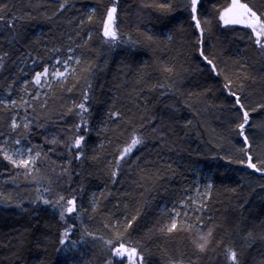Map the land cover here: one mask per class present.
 Here are the masks:
<instances>
[{
	"label": "trees",
	"instance_id": "trees-1",
	"mask_svg": "<svg viewBox=\"0 0 264 264\" xmlns=\"http://www.w3.org/2000/svg\"><path fill=\"white\" fill-rule=\"evenodd\" d=\"M234 2L264 18V0H197L201 35L191 0H0V97L16 101L0 102V264H116L117 236L143 252L144 264H232L229 249L239 264H264V171L247 166L250 155L264 168V50L244 23L220 19ZM111 7L118 39L106 42ZM69 49L79 63L44 88L43 99H30L36 72L68 59ZM229 91L250 113L247 152ZM13 114L27 127L12 131ZM134 132L144 142L114 179ZM12 133L40 151L30 172L2 154ZM77 136L85 137L79 149ZM200 166L211 188L185 217L179 204L194 192ZM61 195V207L43 203ZM73 198L77 219L62 245L60 213ZM174 213L184 228L168 233ZM197 229L212 231L203 252L193 243Z\"/></svg>",
	"mask_w": 264,
	"mask_h": 264
},
{
	"label": "snow or ice",
	"instance_id": "snow-or-ice-1",
	"mask_svg": "<svg viewBox=\"0 0 264 264\" xmlns=\"http://www.w3.org/2000/svg\"><path fill=\"white\" fill-rule=\"evenodd\" d=\"M61 8L64 7V4L60 5ZM196 9H197V0H191V13H192V19L196 21V28L201 29V35H203V29L201 28V23L197 19L196 16ZM234 9H241L237 14H234ZM115 13H116V8L111 7L107 11V16L104 21V28H103V36L106 38V42H115L118 39L117 32L114 30V22H115ZM15 17L12 20H9L8 26L12 27L13 22H14ZM221 20L224 21L225 24H238V23H244L246 24L247 27L251 28L252 32L255 34L256 40L255 43L258 48L264 50V18L261 16L257 15L255 11H253L251 8H249L246 4H238L234 2L233 7L229 8L226 10L224 14L221 15L220 17ZM0 20H3V17L0 16ZM203 41L201 40V44ZM72 50L69 49V52ZM6 56V54H5ZM200 56L203 57V59L207 62L208 65L212 67L213 71H216V65L213 63V60L209 59L207 56H205L203 49H201ZM4 56H0V64H2ZM72 60V57L69 56L68 59L66 60H57L55 61L56 65L63 64L64 65V71H59L58 69L56 71H50L49 66H45L42 71H37L35 76L33 77V81L37 85L42 84V80L48 79L50 76L54 79H62L66 76V74L69 71V65L70 61ZM77 63H79V59L77 58ZM167 70V69H166ZM219 75V72H217ZM27 83V82H26ZM225 88L230 89V84H225ZM229 95L235 98V106H238L239 110L242 111L243 114V120L241 123L237 125V128L239 129V135L243 137L244 139V144L247 146L244 151L247 152L250 148L248 137L245 135V128L246 126L249 125L250 121V113L249 111L245 110L244 104L241 102L240 96L236 94V92L229 91ZM85 101L88 99L87 91L85 92ZM260 107H264V105H261ZM78 108L81 110V115L83 113H86L88 109L85 106V103H80L78 105ZM252 111H256V109H252ZM113 117H118V113H112L111 114ZM86 123V121H85ZM11 127L13 129L18 127V124L16 122V118L13 117ZM27 127V125H25ZM81 125H77V128H80ZM155 131V129H154ZM85 137L84 136H77L74 140V144L72 147H75L77 149L80 148L82 142L84 141ZM144 142V138L141 135L136 134L135 132L133 133L130 143L124 147L121 151L119 156L116 159V165H117V170H114L111 172V176L115 179V177L118 174L119 167L121 163L125 160V158L132 153L133 149L137 146L140 145ZM19 143V141H17ZM31 149H29V155L27 159H20L17 161L16 159L13 158L11 155L5 154L4 158L11 161V163L16 166V167H24L26 169H29V172L31 171V165L35 163V157L30 155ZM36 156H39V153L36 154ZM80 154L78 153L76 156V159H80ZM247 166L249 168L255 169L258 172L264 171V168H257V165L255 163H252V157L249 155L248 156V162ZM209 188H211V185H209ZM45 191H48V189H45ZM64 198L61 196L58 200L55 202H51L48 199H44L43 203L44 204H52L53 207H60L62 205ZM35 203V201H33ZM67 207L61 211L60 215L61 218H64L65 212L66 213H74L76 211V206H75V199H69L67 200ZM187 213H185V217H187ZM135 217H133V220ZM199 224L203 223V218L201 217L198 220ZM185 221L180 219V214L179 213H174L173 218L171 219L170 223H168L165 228L168 233H172L178 230H181L184 228ZM128 226H131V221L128 222ZM195 225H187L185 230L191 231ZM163 230V229H162ZM212 231L211 229L207 232L204 233L202 230L197 229V239L193 241L195 244L196 248L199 249V251L203 252L207 248L210 237H211ZM63 237H66L68 235V232L65 231L63 234ZM88 235H92L91 233H88ZM95 238V237H94ZM249 239L251 238V234H249ZM60 243L63 245L65 243V240L62 238L60 240ZM108 245H113L114 241L113 240H108L106 241ZM115 243L118 244V247H113L112 253L113 256L115 257H120L124 258L125 256L127 257L129 264H144V257L141 255L139 250L135 247H129L125 243L120 242V237L117 236L115 238ZM228 259L232 262V264H239L238 258H237V253L235 250H228Z\"/></svg>",
	"mask_w": 264,
	"mask_h": 264
},
{
	"label": "rangeland",
	"instance_id": "rangeland-1",
	"mask_svg": "<svg viewBox=\"0 0 264 264\" xmlns=\"http://www.w3.org/2000/svg\"><path fill=\"white\" fill-rule=\"evenodd\" d=\"M231 7H233V6H230L227 9H229ZM240 11H242V10L241 9H234V14L238 15V13ZM224 12H226V11H224ZM69 54L72 57V60L70 61L69 67H72L73 63H77L76 61H77V58L79 59V57L76 54H74L73 51L69 52ZM51 66H52L53 69L51 68ZM49 67H50V71H56L57 68H58L59 71H64V65L62 63L57 65V66L52 64ZM54 80H56V79H54V78H52L50 76L48 79L42 80V84L41 85H37V84L34 83L31 86V87H33V89L31 90V87H29V89L26 91L25 94H27V93L29 94V92L30 93L32 92V96L30 97V99H32V100H41V99H43L44 94H45L44 93V90H45L44 88H46L49 83L54 82ZM21 81H22V86H24L27 89V87H26V85H27L26 79L21 80ZM21 97H24V95L23 96L21 95ZM0 102L3 103L4 105L6 104V105H10V106H12L13 104L16 103L15 98L9 99V98H5V97L4 98L0 97ZM13 117L16 118V122L18 124V127L15 128V129H13L11 127L12 131L13 130L15 131L16 129H20L21 127H25L26 124H25V121H24L23 117H20L17 114H13L12 115V118H11V121H10V126H11ZM22 140H24V139L19 137L18 134H13L12 133V134L6 135L3 138V142H2V145H1V151H2L3 156H5V154L11 155V156H13L14 159L19 161L20 159H27L28 155H29V149H31L30 155L36 158L35 159V163H36V161L38 159V156H36V154L37 153L40 154V151L35 149L34 147L30 146L28 143H24V141L22 142ZM17 141H19V143H17ZM26 144H27V146H26ZM7 161L11 163V161H9V160H7ZM35 163L33 165H31V171L34 169ZM14 167H16V166H14ZM16 168H24V167H16ZM27 170L29 171V169H27ZM201 170H202L201 166L199 168H197V170H196L197 179H196L194 192L192 194H190V196H186L184 198V200L179 204V205H181L183 207L184 216H185V213H187L190 216L192 209L196 210V211H199V207H200V205L202 203V200L204 199V197L207 196L208 191L210 189L209 185H210L211 175H209V173L206 170H203V172L200 175V171ZM67 200H69V199H67ZM67 206L68 205H67V201H66L65 202V207H67ZM65 214H66V216H65L64 224L66 223L67 225L66 224L64 225V227L66 226L64 228V232L67 231L68 234H69L71 232V229H72V227H71V218H72V224H73V222L75 221L74 218H76V215H73V213L69 214V213H66V212H65ZM69 215H72V216H69ZM66 217H67V219H66ZM68 218H70V220ZM67 220H68V222H66ZM66 238H67V236L63 237L64 240H66ZM127 246L131 247L130 245H127ZM115 247H118V244L115 245ZM111 254L113 255L112 251H111ZM111 260H113V262L117 261V264H124L125 262H126L125 264H129V262H127L128 259H127L126 256L124 258H120V257L117 258L115 256H112ZM119 260H121L122 263Z\"/></svg>",
	"mask_w": 264,
	"mask_h": 264
},
{
	"label": "bare ground",
	"instance_id": "bare-ground-1",
	"mask_svg": "<svg viewBox=\"0 0 264 264\" xmlns=\"http://www.w3.org/2000/svg\"><path fill=\"white\" fill-rule=\"evenodd\" d=\"M221 27H222V26H221ZM225 27H226V26H225ZM252 38H253V37H252ZM54 67H55V66H54ZM51 68H52V66H51ZM56 68H57V67H56ZM52 69H53V68H52ZM57 69H58V68H57ZM55 70H56V69H55ZM56 80H57V79H56ZM54 81H55V80H54ZM49 84H50V83H49ZM49 84H48V85H49ZM35 88H36V87H35ZM79 113H80V111H79ZM80 114H81V113H80ZM80 116H81V115H80ZM80 116H79V117H80ZM242 118H243V117H242ZM11 124H12V123H11ZM15 138H16V137H15ZM20 141H21V140H20ZM22 142H23V141H22ZM24 143H25V142H24ZM26 146H27V144H26ZM200 178H201V177H200ZM205 179H206V178H205ZM208 179H209V178H208ZM201 180H202V179H201ZM198 186H199V185H198ZM68 187H69V186H68ZM64 189H65V188H64ZM67 190H68V188H67ZM68 191H69V190H68ZM64 192H65V191H64ZM66 192H67V191H66ZM68 194H70V191H69ZM72 195H74V194L71 193L70 196L72 197ZM48 196H50V195H48ZM55 196H56V195L54 194V197H55ZM61 196H63V195H61ZM75 196H76V195H75ZM51 197H53L52 194H51ZM45 198H46V196H45ZM67 198H69V197H67ZM54 199H55V198H54ZM54 199L52 198L53 201H54ZM57 199H58V198H57ZM64 199H66V198L64 197ZM40 200H41V199H40ZM48 200H49V198H48ZM63 202H64V200H63ZM45 205H46V204H45ZM49 205H50V204H49ZM42 206H43V205H42ZM46 206H47V205H46ZM64 206H65V205H64ZM47 207H49V206H47ZM47 207H46V208H47ZM60 207H61V206H60ZM44 208H45V207H44ZM64 208H65V207H64ZM64 208H63V209H64ZM47 209L49 210V208H47ZM63 209H61V210H63ZM50 210H52V209L50 208ZM50 210H49V211H50ZM55 210H56V208H55ZM55 210H54V211H55ZM58 211H59V210H57V213H58ZM52 212H53V211H52ZM52 212H51V213H52ZM77 212H78V211H77ZM59 213H60V212H59ZM59 213H58V214H59ZM52 214H53V213H52ZM58 216H59V215H58ZM60 216H61V215H60ZM69 216H72V215H69ZM53 217H54V216H53ZM64 217H65V215H64ZM80 218H82V217L78 216V220H79ZM56 219H57V218H56ZM59 219H60V217H59ZM63 219H64V218H63ZM66 219H67V217H66ZM68 219L70 220V218H68ZM74 219L76 220L77 218H74ZM78 220H77V221H78ZM80 220H81V219H80ZM60 221H61V220H60ZM63 221H64V220H63ZM56 222H59V221H56ZM66 222H68V220H67ZM65 224H66V223H65ZM65 224H64V225H65ZM66 225H67V224H66ZM71 225H72V224H71ZM65 227H66V226H65ZM65 227H64V228H65ZM76 228H78V227H76ZM77 230H78V229H77ZM78 232H79V231H78ZM123 238H124V237H123ZM124 239H125V238H124ZM124 239H123V240H124ZM125 240H126V239H125ZM121 241H122V239H121ZM121 241H120V242H121ZM123 242H124V241H123ZM123 242H122V243H123ZM127 243L129 244L128 241H127ZM127 243H126V244H127ZM115 245H116V244H115ZM130 245H131V244H130ZM132 245H133V243H132ZM134 246H135V245H134ZM109 247H110V246H109ZM114 247H115V246H114ZM135 247H136V246H135ZM137 249H138V248H137ZM139 252H140V250H139ZM140 253H143V252H140ZM119 261L121 262V260H119ZM144 261H145V259H144ZM127 262H129V261H127ZM121 263H122V262H121ZM125 263H126V262H125ZM125 263H124V264H125ZM116 264H117V263H116Z\"/></svg>",
	"mask_w": 264,
	"mask_h": 264
}]
</instances>
